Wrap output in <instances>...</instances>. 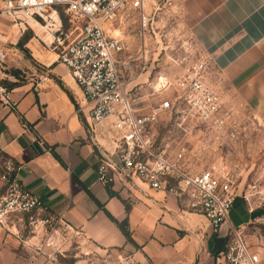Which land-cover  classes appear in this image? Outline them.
Here are the masks:
<instances>
[{"label":"crops","instance_id":"obj_1","mask_svg":"<svg viewBox=\"0 0 264 264\" xmlns=\"http://www.w3.org/2000/svg\"><path fill=\"white\" fill-rule=\"evenodd\" d=\"M185 13L191 37L217 74L264 117V0H189ZM26 35L0 17V47L22 46L39 66L26 82L10 86L15 110L0 105V151L16 164L25 188L64 219L74 244L62 246L65 258L51 261L37 255L38 238L22 232L17 239L0 228V264H118L126 256L155 264H216L230 226L248 225L251 210L235 200L227 224L216 231L173 194L140 182L103 185L97 168L102 154L115 148L111 120L95 127L98 150L90 141L82 90L55 53ZM44 75L50 81L38 85ZM234 209L240 219L248 217L246 223L235 225Z\"/></svg>","mask_w":264,"mask_h":264},{"label":"built area","instance_id":"obj_2","mask_svg":"<svg viewBox=\"0 0 264 264\" xmlns=\"http://www.w3.org/2000/svg\"><path fill=\"white\" fill-rule=\"evenodd\" d=\"M174 7L173 0H5L0 17L8 19L21 36L32 34L44 51L55 53L57 61L69 70L86 100L90 141L98 150L102 145L95 127L111 120L115 148L102 154L97 168L103 185L140 182L173 194L188 209L204 215L218 231L227 224L236 196L230 183L222 185L215 168L194 170L191 161L197 153L189 140L197 137L205 145L206 138L212 136L222 144L238 137L234 113L209 82L212 58L187 63L185 72L174 82L155 88L158 93L170 91L155 104L142 105L145 100L138 90L140 79L148 73L153 41L158 46L167 39L164 21L174 17ZM132 19L138 25L136 55L129 54L123 37L126 22ZM117 30L121 36L115 34ZM6 59V51L0 47V105L13 111L16 106L11 88L3 83ZM49 81L44 75L37 84ZM79 111H85L84 107ZM162 116L171 118L176 140L161 138ZM203 148L200 146L198 153ZM16 170L12 160L5 162L0 178V228L17 239L22 232L38 238L41 245H34L37 255L55 261L64 256L62 246L74 244L69 228L61 216L50 214L48 206L25 188ZM228 236L230 241L218 254L216 264H264L243 228L230 226ZM46 248L50 254L44 252ZM93 263L88 260V264ZM118 264L155 263L126 256L118 258Z\"/></svg>","mask_w":264,"mask_h":264},{"label":"rangeland","instance_id":"obj_3","mask_svg":"<svg viewBox=\"0 0 264 264\" xmlns=\"http://www.w3.org/2000/svg\"><path fill=\"white\" fill-rule=\"evenodd\" d=\"M173 1L174 17L167 22L164 21L167 25L164 37L167 39L163 38V43H159L158 46L153 41L149 54L151 63L148 66V73L140 79L141 85L138 90L140 98L145 100V104L142 105L155 104L170 93V91L156 92L157 87H161L159 78L163 77L166 81L174 82L185 72L187 63L207 58L204 50L190 35L185 13L189 0ZM126 25L127 29L123 37L129 48V54L136 55L139 48L138 25L134 23V19L126 22ZM117 32L119 31L117 30L115 34ZM29 37H32V34L26 35V38ZM5 51L7 59L4 64L3 83L7 86L20 85L30 78V74L35 72V69L39 70L35 58L22 46L13 48L7 43ZM209 82L220 92L224 106L234 113L239 128L238 137L219 144L212 136H208L204 145L197 137L192 136L189 139L190 147L197 153V157L191 161V164L196 172L215 168L222 185L231 184L236 200L243 202L253 214L251 222L243 228L246 238L264 258V117L256 115L239 94L232 92L228 83L217 74L214 67L210 69ZM170 122L169 116H162L159 131L161 138L171 137L173 141L178 138V134ZM200 146L204 148L198 153ZM8 160L0 151V178L4 164ZM232 211L236 226L241 222L246 223L248 217L240 219L237 209ZM61 258L65 257L61 256Z\"/></svg>","mask_w":264,"mask_h":264},{"label":"bare ground","instance_id":"obj_4","mask_svg":"<svg viewBox=\"0 0 264 264\" xmlns=\"http://www.w3.org/2000/svg\"><path fill=\"white\" fill-rule=\"evenodd\" d=\"M55 15H56V14H55ZM118 33H119V32H117L116 35H117V36H121V35H120L121 33H120V34H118ZM145 81H146V80H145ZM147 81H148V80H147ZM147 81H146V82H147ZM167 83H168V81H166L165 78H163V77L159 78V84H161V87H160V88H157V89L160 90L161 88L166 87V86H167ZM164 84H165V85H164ZM157 86H158V85H157Z\"/></svg>","mask_w":264,"mask_h":264},{"label":"trees","instance_id":"obj_5","mask_svg":"<svg viewBox=\"0 0 264 264\" xmlns=\"http://www.w3.org/2000/svg\"><path fill=\"white\" fill-rule=\"evenodd\" d=\"M11 88V87H10ZM9 159V158H8ZM113 194V193H112ZM122 226V228L124 227L123 225H121ZM124 231H125V229H124Z\"/></svg>","mask_w":264,"mask_h":264}]
</instances>
